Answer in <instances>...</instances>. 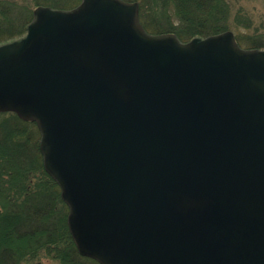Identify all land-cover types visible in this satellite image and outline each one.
Listing matches in <instances>:
<instances>
[{
    "label": "water",
    "instance_id": "obj_1",
    "mask_svg": "<svg viewBox=\"0 0 264 264\" xmlns=\"http://www.w3.org/2000/svg\"><path fill=\"white\" fill-rule=\"evenodd\" d=\"M139 11L38 6L0 44V112L37 123L80 254L264 264V49L152 33Z\"/></svg>",
    "mask_w": 264,
    "mask_h": 264
},
{
    "label": "trees",
    "instance_id": "obj_2",
    "mask_svg": "<svg viewBox=\"0 0 264 264\" xmlns=\"http://www.w3.org/2000/svg\"><path fill=\"white\" fill-rule=\"evenodd\" d=\"M81 1L0 0V44L26 32L37 6L70 9ZM130 1L139 2L141 22L150 32H171L187 41L231 29L247 48L264 49V27L256 26L254 9L238 0ZM242 28L254 32L246 42L237 33ZM40 137L35 122L0 113V264H44V257L60 264H100L79 253L69 206L44 166Z\"/></svg>",
    "mask_w": 264,
    "mask_h": 264
},
{
    "label": "rangeland",
    "instance_id": "obj_3",
    "mask_svg": "<svg viewBox=\"0 0 264 264\" xmlns=\"http://www.w3.org/2000/svg\"><path fill=\"white\" fill-rule=\"evenodd\" d=\"M240 4L245 5L249 9H254V17L256 21V26H262L264 27V0H238ZM241 31H238L237 33L241 34L243 36V42H246L247 39L245 37H248L249 35H253V31L250 30H244V28L240 29ZM263 32V31H261ZM259 38H263L262 36L258 35ZM243 46L245 43H242ZM44 264H60V262L56 259H53L51 257H44L43 260Z\"/></svg>",
    "mask_w": 264,
    "mask_h": 264
}]
</instances>
